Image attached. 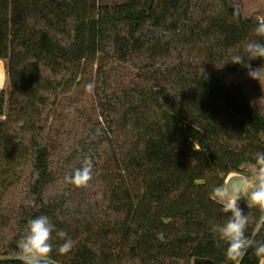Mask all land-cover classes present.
Wrapping results in <instances>:
<instances>
[{"label":"trees","instance_id":"trees-1","mask_svg":"<svg viewBox=\"0 0 264 264\" xmlns=\"http://www.w3.org/2000/svg\"><path fill=\"white\" fill-rule=\"evenodd\" d=\"M236 1L0 0V264H21L40 215L54 264H259L251 249L227 261L212 232L230 215L212 189L264 152V112L230 64L259 16ZM240 206L251 236L260 213Z\"/></svg>","mask_w":264,"mask_h":264},{"label":"clouds","instance_id":"clouds-1","mask_svg":"<svg viewBox=\"0 0 264 264\" xmlns=\"http://www.w3.org/2000/svg\"><path fill=\"white\" fill-rule=\"evenodd\" d=\"M233 15H239L234 10ZM255 35L260 39H254L244 44L243 52L230 56V64L239 65L246 70L249 79L264 82V64L253 67L251 61L264 60V18H258L254 29ZM228 64V63H226ZM94 83L86 85V91L92 92ZM254 172L251 176H240L230 186L219 185L212 189L210 198L222 206V211L230 214L223 224H216L212 232L216 234L214 241L217 248L225 247L226 260L237 262L251 249L253 254L259 258V264H264V242L255 239L256 232L264 227V152L255 154V163L251 165ZM93 178V160L87 157L83 166L77 168L66 181L75 188H83ZM243 199L247 209H257L260 213L256 232L251 236L246 235L249 216L240 206ZM54 225L49 217L40 215L28 221L25 234L17 241L18 252L16 253L21 264H54L50 259L53 251L52 233ZM56 236L64 242L59 245L58 253L64 255L73 248V241L67 232L59 230Z\"/></svg>","mask_w":264,"mask_h":264},{"label":"rangeland","instance_id":"rangeland-1","mask_svg":"<svg viewBox=\"0 0 264 264\" xmlns=\"http://www.w3.org/2000/svg\"><path fill=\"white\" fill-rule=\"evenodd\" d=\"M238 6L241 8V11L245 17H252L258 15L259 18H264V0H237ZM2 66L5 65V62L1 61ZM234 80L244 86L245 90L248 93H252L255 101L258 103L261 110L264 112V82L259 83L248 78L246 70H242L238 75L235 76ZM9 86V81L7 75L5 74V79L2 85V89ZM85 102L88 105H92L94 102L93 92H88ZM264 141V135L262 136ZM252 164H246L243 167V171L238 174L231 175L225 186H230L233 182L237 181L240 176H251L254 172V169L251 167ZM240 204H245V201L241 199Z\"/></svg>","mask_w":264,"mask_h":264},{"label":"built area","instance_id":"built-area-1","mask_svg":"<svg viewBox=\"0 0 264 264\" xmlns=\"http://www.w3.org/2000/svg\"><path fill=\"white\" fill-rule=\"evenodd\" d=\"M4 79H5V69H4V66H2V63L0 61V92L2 90L1 87L3 85Z\"/></svg>","mask_w":264,"mask_h":264},{"label":"water","instance_id":"water-1","mask_svg":"<svg viewBox=\"0 0 264 264\" xmlns=\"http://www.w3.org/2000/svg\"><path fill=\"white\" fill-rule=\"evenodd\" d=\"M205 262L204 261H196V264H204Z\"/></svg>","mask_w":264,"mask_h":264}]
</instances>
